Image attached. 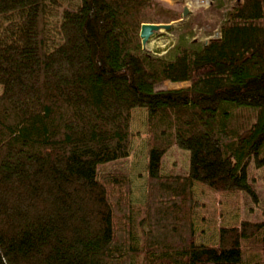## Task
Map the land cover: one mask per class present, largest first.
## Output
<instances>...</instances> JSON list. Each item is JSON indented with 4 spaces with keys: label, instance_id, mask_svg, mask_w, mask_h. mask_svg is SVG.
I'll list each match as a JSON object with an SVG mask.
<instances>
[{
    "label": "trees",
    "instance_id": "1",
    "mask_svg": "<svg viewBox=\"0 0 264 264\" xmlns=\"http://www.w3.org/2000/svg\"><path fill=\"white\" fill-rule=\"evenodd\" d=\"M179 16L157 0H0V264H264V218L196 242L193 192L257 203L264 0H241L205 44L146 53L141 25ZM136 108L149 135L141 205L127 173L96 169L129 155ZM174 145L188 169L164 173Z\"/></svg>",
    "mask_w": 264,
    "mask_h": 264
},
{
    "label": "rangeland",
    "instance_id": "2",
    "mask_svg": "<svg viewBox=\"0 0 264 264\" xmlns=\"http://www.w3.org/2000/svg\"><path fill=\"white\" fill-rule=\"evenodd\" d=\"M161 5L180 13L177 20L169 22V30L157 32L143 48L152 56H168L172 47L178 43L202 45L220 35V27L227 13L241 0H209L205 5L196 0H157ZM187 7L189 13L182 16ZM188 82L163 81L157 89H178ZM2 86H0V93ZM243 114L245 112L241 111ZM240 112V113H241ZM245 115V114H244ZM133 137L129 155L116 161L99 164L97 174L108 171H122L131 179L130 200L134 205H141L146 198L148 132L146 110L133 109L131 118ZM189 165L188 150L177 145L171 146L162 158L164 173H183ZM250 176L254 179V189L258 195L257 203L241 191L220 193L200 183L193 186L194 196L200 205L194 215L195 240L208 245L218 243V232L223 226L239 225L247 218L252 221L264 218V166L250 167Z\"/></svg>",
    "mask_w": 264,
    "mask_h": 264
},
{
    "label": "water",
    "instance_id": "3",
    "mask_svg": "<svg viewBox=\"0 0 264 264\" xmlns=\"http://www.w3.org/2000/svg\"><path fill=\"white\" fill-rule=\"evenodd\" d=\"M189 13L187 7H184L182 10V16L185 17ZM172 25L170 23H143L140 27V38L142 47L144 48L145 45L150 41V39L157 33L160 32L162 29L169 30L171 29Z\"/></svg>",
    "mask_w": 264,
    "mask_h": 264
},
{
    "label": "built area",
    "instance_id": "4",
    "mask_svg": "<svg viewBox=\"0 0 264 264\" xmlns=\"http://www.w3.org/2000/svg\"><path fill=\"white\" fill-rule=\"evenodd\" d=\"M196 2L205 5L209 2V0H196Z\"/></svg>",
    "mask_w": 264,
    "mask_h": 264
}]
</instances>
